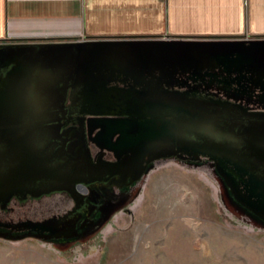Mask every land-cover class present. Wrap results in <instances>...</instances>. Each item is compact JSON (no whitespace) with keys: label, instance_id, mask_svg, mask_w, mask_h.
<instances>
[{"label":"water","instance_id":"water-1","mask_svg":"<svg viewBox=\"0 0 264 264\" xmlns=\"http://www.w3.org/2000/svg\"><path fill=\"white\" fill-rule=\"evenodd\" d=\"M8 40H0V208L13 196H74L76 183L116 172L133 170L130 183L165 148L161 157L211 159L232 195L264 219V114L165 86L186 66L264 38ZM118 74L121 85H107ZM84 118L119 129V158L115 152L114 161H92Z\"/></svg>","mask_w":264,"mask_h":264},{"label":"rangeland","instance_id":"rangeland-1","mask_svg":"<svg viewBox=\"0 0 264 264\" xmlns=\"http://www.w3.org/2000/svg\"><path fill=\"white\" fill-rule=\"evenodd\" d=\"M228 57L222 65L232 71ZM87 198L95 206L86 219L64 220L53 234L0 231V264H264V219L206 156L155 158L132 182L96 186ZM73 202L65 191L10 199L9 215L57 223Z\"/></svg>","mask_w":264,"mask_h":264},{"label":"crops","instance_id":"crops-1","mask_svg":"<svg viewBox=\"0 0 264 264\" xmlns=\"http://www.w3.org/2000/svg\"><path fill=\"white\" fill-rule=\"evenodd\" d=\"M264 36V0H0V40Z\"/></svg>","mask_w":264,"mask_h":264},{"label":"flooded vegetation","instance_id":"flooded-vegetation-1","mask_svg":"<svg viewBox=\"0 0 264 264\" xmlns=\"http://www.w3.org/2000/svg\"><path fill=\"white\" fill-rule=\"evenodd\" d=\"M258 37V36H257ZM264 37V36H260ZM61 39H10L11 42H33V41H53ZM252 48V50H251ZM257 50V51H255ZM225 53L229 55L228 61L231 63L234 70H226L222 65L223 61L220 56L216 57L215 54L209 55V59L203 61L199 66H186V70L174 74L173 80L164 86H170L178 90L195 88L198 92H207L214 97L226 99L230 102H234L244 106L248 111L260 112L264 114V43L248 44L243 47H234ZM240 52L248 54V62H253L250 65L248 62L244 64L238 63V60H243L240 56ZM240 61V60H239ZM252 66V67H251ZM160 73L157 70L153 71L154 77H157ZM163 75V74H162ZM114 80H111L107 85H121L119 78H122V74L115 76ZM162 78H167V75H163ZM177 81V84L174 81ZM131 81V80H127ZM123 83V82H122ZM126 83V82H124ZM123 83L122 86H126ZM65 105L68 103V90L65 92ZM105 121L102 120H86L84 118L83 130L85 134L86 147L92 161H114L116 159L115 152L118 153L119 158V129L112 131L109 128H105ZM74 124V123H73ZM69 122L68 125H73ZM95 124V127L91 128V125ZM112 131V134H111ZM110 135V136H109ZM118 140L117 143L114 141ZM127 140V139H122ZM164 150H159V155H155V158L161 157ZM133 175V170H129L124 176H119V172L110 175L105 180H95L88 183L79 182L74 186L73 206L68 209L62 216L57 217L60 222L49 223L46 219L30 220L27 216H17L13 219L9 215V202L6 207L0 208V231L12 234H18L23 232H37V233H49L53 234L57 232V228L61 226V223L66 220L71 222L78 215L79 218L86 219L88 211L95 206V202L87 198L89 191L101 185H117L124 186L128 184L130 176ZM31 197L26 195L23 199L18 197H11V202L16 205H21ZM10 201V200H9ZM56 219V218H55ZM71 220V221H70ZM26 222V223H25ZM60 231V230H59Z\"/></svg>","mask_w":264,"mask_h":264}]
</instances>
